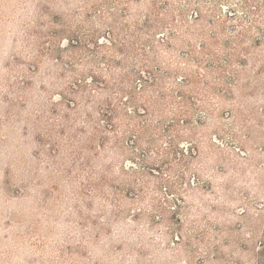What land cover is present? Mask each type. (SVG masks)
Segmentation results:
<instances>
[{
  "label": "rangeland",
  "instance_id": "1",
  "mask_svg": "<svg viewBox=\"0 0 264 264\" xmlns=\"http://www.w3.org/2000/svg\"><path fill=\"white\" fill-rule=\"evenodd\" d=\"M157 1L0 0V264H264V0H168L207 34L193 41L199 54L191 37L172 49L206 88L194 100L197 134L224 149L208 177L218 188L231 183L226 201L205 206L222 219L205 245L177 243V230L155 225V205L128 196L133 170L141 181L152 178L130 161L141 150L132 146L134 119L123 111L134 115L140 103L127 87L107 147L105 132L95 129L94 115L104 120L100 109L85 112L86 130L79 111L67 106L77 76L110 70L91 53L98 36L105 41L141 2ZM166 48L159 45L161 56L149 65L158 83L175 69ZM126 60L110 64L126 74L140 68L132 50ZM122 81L144 88L138 77ZM171 92L178 98L177 88ZM221 161L235 167L224 173ZM148 191L158 193L155 180Z\"/></svg>",
  "mask_w": 264,
  "mask_h": 264
},
{
  "label": "trees",
  "instance_id": "2",
  "mask_svg": "<svg viewBox=\"0 0 264 264\" xmlns=\"http://www.w3.org/2000/svg\"><path fill=\"white\" fill-rule=\"evenodd\" d=\"M160 1L165 7L160 8ZM151 4L149 7L141 2L133 19H125L120 24L114 23L107 35H103L105 41L100 39L102 36H98L91 53L96 57L95 62L104 61L110 70L105 72V75L97 74V70H92V74L86 75L89 70L77 76L71 92L66 97V103L70 109L78 110L82 115L85 122L82 128L86 130L89 122L87 116H84L85 112L96 107L100 109L98 115L103 116L104 120L99 121L95 114V129L101 134L105 132L102 145L107 147L110 137L106 132L113 128L115 123L120 122L121 94L127 87L129 99L140 103L134 115L130 109L123 111L130 119H134L130 125L134 137L132 146L141 150L139 154L133 152L135 156H130V161L136 166L141 164L146 176L159 185L158 193H149L152 180L141 181L142 175L138 173L140 171L133 170L131 174L134 179L129 180L131 191L128 196L133 200L142 196V201L148 200V204L155 205L159 219L154 221L155 225L158 229L165 227L177 230L174 235V238L178 239L177 243L180 244L181 240L190 244L198 239L197 244L205 245L203 241H209L207 232L213 222L222 225L221 216L214 215L205 206L226 201L223 198L224 190L231 187V183L225 182L223 189L218 188L208 177L218 160L215 156L218 157L224 149L223 146L205 141V134H197L194 128V100L201 94V89L206 88L198 86L195 80L197 72L192 71V63L179 61L172 49V43L180 44L182 38L191 37V51L199 54L201 51L193 41L198 38L205 39L207 34L203 33V29L195 27L198 24L192 25L187 19L180 17L168 0ZM170 6L173 10L168 14L167 8ZM198 14L199 12L196 13V18L199 17ZM159 45L165 48L168 46L164 51L169 58V65H175V69L165 72L163 83H158V74L149 69V65L161 56L157 51ZM131 50L140 60V68L128 74L124 71L118 72L116 67L110 64L111 60L117 65L125 66L128 63L126 56ZM136 77L144 83L141 92L140 87L136 89L132 84L128 86V83L122 81L134 80ZM155 86L159 87L157 93L152 90ZM173 88H177L178 98L171 92ZM102 95L105 96L104 100H101ZM198 105L207 107V102L200 98ZM88 117L92 118L93 115ZM164 121L168 122L163 125ZM143 140L146 146H143ZM221 167L224 173H229L231 167L235 166L221 161ZM199 206L201 209L194 212L193 209L196 210ZM198 225L201 226L200 232H195ZM189 228L191 232L188 234L186 230Z\"/></svg>",
  "mask_w": 264,
  "mask_h": 264
}]
</instances>
